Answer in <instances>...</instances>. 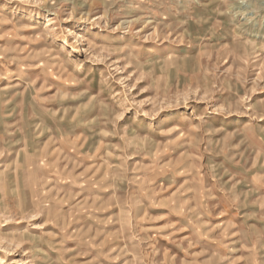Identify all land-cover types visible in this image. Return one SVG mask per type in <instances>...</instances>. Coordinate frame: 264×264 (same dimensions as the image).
<instances>
[{
    "label": "rangeland",
    "instance_id": "rangeland-1",
    "mask_svg": "<svg viewBox=\"0 0 264 264\" xmlns=\"http://www.w3.org/2000/svg\"><path fill=\"white\" fill-rule=\"evenodd\" d=\"M0 264H264V0H0Z\"/></svg>",
    "mask_w": 264,
    "mask_h": 264
}]
</instances>
